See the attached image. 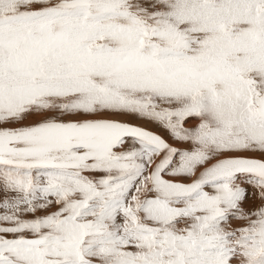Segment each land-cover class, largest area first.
Masks as SVG:
<instances>
[{"label":"snow or ice","instance_id":"1","mask_svg":"<svg viewBox=\"0 0 264 264\" xmlns=\"http://www.w3.org/2000/svg\"><path fill=\"white\" fill-rule=\"evenodd\" d=\"M0 264H264V0H0Z\"/></svg>","mask_w":264,"mask_h":264},{"label":"bare ground","instance_id":"2","mask_svg":"<svg viewBox=\"0 0 264 264\" xmlns=\"http://www.w3.org/2000/svg\"><path fill=\"white\" fill-rule=\"evenodd\" d=\"M130 121H132V123H137V124H140L141 126L145 127V128H149V129H153V130H156V131H161V129H159L158 127H156L154 124H151V123H148L146 121H142V120H137L135 121L136 119L133 118V117H127ZM162 132V131H161ZM165 134V133H164Z\"/></svg>","mask_w":264,"mask_h":264},{"label":"rangeland","instance_id":"3","mask_svg":"<svg viewBox=\"0 0 264 264\" xmlns=\"http://www.w3.org/2000/svg\"><path fill=\"white\" fill-rule=\"evenodd\" d=\"M120 119H127V120H129L127 117H119ZM130 121V120H129ZM135 121H137V120H135ZM130 122H132V121H130ZM137 124V123H136ZM153 130V129H152ZM153 131H156V130H153ZM156 132H160V134H162V135H164L166 138H167V134L165 133L164 134V132H161V131H156Z\"/></svg>","mask_w":264,"mask_h":264}]
</instances>
